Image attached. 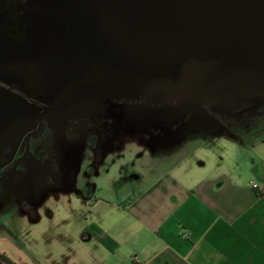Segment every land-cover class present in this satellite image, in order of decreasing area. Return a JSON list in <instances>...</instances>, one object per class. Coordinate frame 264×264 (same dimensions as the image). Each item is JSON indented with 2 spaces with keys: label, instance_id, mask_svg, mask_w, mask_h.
Wrapping results in <instances>:
<instances>
[{
  "label": "crops",
  "instance_id": "1",
  "mask_svg": "<svg viewBox=\"0 0 264 264\" xmlns=\"http://www.w3.org/2000/svg\"><path fill=\"white\" fill-rule=\"evenodd\" d=\"M243 145L254 156L245 172L198 170L187 151L171 161L101 150L73 185L20 189L12 211L0 205V253L16 264H264V191L252 186L264 189V140Z\"/></svg>",
  "mask_w": 264,
  "mask_h": 264
},
{
  "label": "water",
  "instance_id": "2",
  "mask_svg": "<svg viewBox=\"0 0 264 264\" xmlns=\"http://www.w3.org/2000/svg\"><path fill=\"white\" fill-rule=\"evenodd\" d=\"M69 105L264 97V0H74Z\"/></svg>",
  "mask_w": 264,
  "mask_h": 264
},
{
  "label": "flooded vegetation",
  "instance_id": "3",
  "mask_svg": "<svg viewBox=\"0 0 264 264\" xmlns=\"http://www.w3.org/2000/svg\"><path fill=\"white\" fill-rule=\"evenodd\" d=\"M72 1L0 0V187L14 184L13 192L50 188L37 181L38 169L44 175L48 163L72 185L79 170L82 140L77 152L70 151L64 129L77 117L82 122L95 115L82 109L74 115L63 85L71 70L66 52ZM60 6L65 13L56 10ZM54 138L62 144L56 152ZM99 141L89 143L98 149Z\"/></svg>",
  "mask_w": 264,
  "mask_h": 264
},
{
  "label": "rangeland",
  "instance_id": "4",
  "mask_svg": "<svg viewBox=\"0 0 264 264\" xmlns=\"http://www.w3.org/2000/svg\"><path fill=\"white\" fill-rule=\"evenodd\" d=\"M71 3L74 8V0ZM56 10L60 14L65 13L62 11L63 6ZM76 15L74 13V17L70 16V23L73 27L76 23ZM67 51L66 59L70 63L69 47ZM73 111H75L74 115L80 116L83 113L76 108ZM87 112L86 116L89 115ZM89 113L95 116L87 117L82 122H79L80 119L78 120L77 117V122L66 127L63 133L68 145L70 144V151L77 152L76 142L82 140L76 163L78 165L80 163V166L82 163L85 171L88 170L86 168L87 159L100 155L102 150L108 155H117L128 159L140 156V154L167 153V155H171L169 156L171 161L180 155H185L187 151L190 154V159L206 164L204 167L198 164V170L202 168L208 171L220 165L236 169L235 165L242 163V171L245 172L246 160L253 159L254 156L242 151L243 144L249 145L264 140V97L261 100L251 99L228 108L217 107V109L210 108L208 104H200L198 101L157 107L131 102H104L98 108L91 109ZM223 135L238 141L239 146H235L231 141L228 142ZM96 137L104 139L101 147L93 149L85 145L88 142L93 143ZM52 143V152H56V149L62 147L57 138H54ZM156 143L159 147L154 148ZM180 147L182 149L178 151ZM55 164L53 163V165ZM47 166L49 167L44 169V175H42L41 169H38L37 181L40 186L57 188L65 183L61 175L57 176L53 172L54 170L52 171L51 163H48ZM47 171L52 173L47 176L45 174ZM70 182L69 184H71ZM13 186L14 184H7L0 187V205L6 201L9 202L6 205L8 207L6 211L9 212L14 208V199L12 198L17 194L13 192ZM23 195L28 198L29 192ZM44 196H46L45 203H56L62 200H56L54 195L48 193ZM16 203L19 205L17 197Z\"/></svg>",
  "mask_w": 264,
  "mask_h": 264
},
{
  "label": "trees",
  "instance_id": "5",
  "mask_svg": "<svg viewBox=\"0 0 264 264\" xmlns=\"http://www.w3.org/2000/svg\"><path fill=\"white\" fill-rule=\"evenodd\" d=\"M0 264H16V263L12 261L6 254L0 253Z\"/></svg>",
  "mask_w": 264,
  "mask_h": 264
},
{
  "label": "built area",
  "instance_id": "6",
  "mask_svg": "<svg viewBox=\"0 0 264 264\" xmlns=\"http://www.w3.org/2000/svg\"><path fill=\"white\" fill-rule=\"evenodd\" d=\"M252 186L259 194L263 193V187H261L257 182H252ZM135 260H137V258Z\"/></svg>",
  "mask_w": 264,
  "mask_h": 264
}]
</instances>
